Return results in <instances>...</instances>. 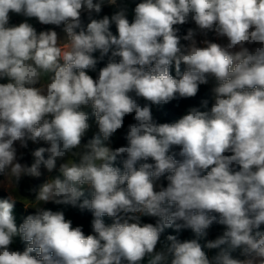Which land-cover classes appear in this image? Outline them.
Segmentation results:
<instances>
[{"label":"clouds","instance_id":"9594fccd","mask_svg":"<svg viewBox=\"0 0 264 264\" xmlns=\"http://www.w3.org/2000/svg\"><path fill=\"white\" fill-rule=\"evenodd\" d=\"M210 79L199 106L154 118ZM0 81V264H264V0H139L131 19L125 0H0ZM41 166L50 175L19 195ZM17 203L35 209L19 224ZM48 203L90 212L91 232Z\"/></svg>","mask_w":264,"mask_h":264},{"label":"trees","instance_id":"16d2710c","mask_svg":"<svg viewBox=\"0 0 264 264\" xmlns=\"http://www.w3.org/2000/svg\"><path fill=\"white\" fill-rule=\"evenodd\" d=\"M125 2L128 3L129 5V19H131V8H133L135 6V3L139 2V0H125ZM112 11L113 9L111 7H109L108 5H105L101 15L110 14ZM179 27L181 28V34H186L187 29L190 27L192 28V23H188V24H185ZM111 30L113 31L114 34H116L115 26H112ZM94 55L98 56L99 53H95ZM105 62H106V58H105V61L98 63L97 68L99 69L100 67H103ZM182 71H183V65H182ZM89 74L95 78L96 73L90 72ZM172 74L175 75L174 68L172 70ZM209 96H210V89L208 85H201L196 97L175 99L167 104L160 105V106L153 105L152 111H153L154 118H156L157 121L161 123L174 122L182 114H184L187 108L191 106H199L200 101L204 98H208ZM140 102L144 103L145 101L141 99ZM132 122L134 121L131 115L125 117L124 129L119 130L114 135V137H112L111 142H112L113 147H119L121 145L126 144L127 141L125 139V130L127 128V125ZM116 163H117V166H122L120 163V158L117 159ZM27 190H28V184L26 182V178H23L20 182L19 191L22 195L27 196L28 195ZM85 195L89 196L90 198V194L88 193L87 189L85 190ZM6 196H7L6 193L0 191V198H4ZM45 207L52 209L53 211L63 210L65 212L66 218L72 220L74 227L78 225H82L83 230L86 235L91 232L90 221L92 219V215L87 210L81 213L78 209H72L70 207L64 208L63 206H57L52 203L48 204ZM34 211L35 210L33 209L25 210L24 206L21 203H17L16 208H15V215L17 216V223L19 224L20 222H22L23 217H25L28 214L34 213ZM142 219L144 220V222H154V218L143 217ZM105 220L107 223H111V218L105 217ZM261 230H264V226H262ZM221 231H222V226L218 224H214L208 230V236L200 241L201 244H204L206 240L215 239V237ZM168 234L176 235L177 233L175 232L173 228L166 229L161 239L163 240L164 237ZM178 235H179V238L181 239L193 238V233L191 232V230H183ZM25 246L26 245L21 241L19 237L15 238L14 244L12 245L13 249H18L21 251L24 249ZM205 251L211 257L215 253L216 250L205 249Z\"/></svg>","mask_w":264,"mask_h":264},{"label":"rangeland","instance_id":"374dc122","mask_svg":"<svg viewBox=\"0 0 264 264\" xmlns=\"http://www.w3.org/2000/svg\"><path fill=\"white\" fill-rule=\"evenodd\" d=\"M10 16H11V21L10 22L12 24H13L14 21L20 23V22H22L25 19L22 16H18V15L12 14V13H10ZM29 22L32 23L34 27H37L39 25V23L34 18L30 19ZM192 28H195V24L194 23L192 25ZM37 29H38V27H37ZM58 33H60L61 35H63V33L61 31L60 32L58 31ZM204 38L205 37H203L202 35H198L197 36V40L198 41L199 40H202ZM207 38L210 39V40H212V41H214V42H217V43H221V44L226 43V40L221 39V38H217L215 36V34L212 33V32L208 33ZM0 82H6V81H0ZM214 83H215V81L210 79L209 83L207 84L208 87H209V89H211V87L214 85ZM82 110L83 111H86L87 113H89V117H90L89 124H90L91 127H90V130L87 132V134H86V136L84 138V141L86 142L87 139H90L93 136V134H95L98 131V128H97V125L95 123V118L92 115V109H91V107L90 106L84 107ZM38 147H47V145L43 141H40L38 143L29 142V146H28L27 149H20V151L24 152V154H25L24 155V160L22 162H26V163H28L30 165L33 162V157L31 156V151L32 150H35ZM40 170H41L42 175L39 178L25 177L26 178V182L28 184V189H30V188H32L34 186L35 187H38L50 175L47 172V170L43 168V166H41V169ZM54 174H56V173L55 172L52 173V175H54ZM3 179H4L3 176H0V180H3ZM164 183L166 185L167 182L164 181ZM86 189H87V187L85 186V190ZM0 191H2V192H4V193L7 194V191L3 188V186H0ZM27 193H28V195L26 197L32 198V194L28 190H27ZM18 194L19 195H22L20 193V191H19ZM22 196H24V195H22ZM48 204H50V203H48ZM48 204L42 205V206L45 207ZM28 209H33V208H28ZM33 210H35V209H33Z\"/></svg>","mask_w":264,"mask_h":264},{"label":"crops","instance_id":"0c3cea01","mask_svg":"<svg viewBox=\"0 0 264 264\" xmlns=\"http://www.w3.org/2000/svg\"><path fill=\"white\" fill-rule=\"evenodd\" d=\"M105 5H107V2H105ZM13 24H18V22L14 21ZM192 25H193V23H192ZM37 27H38V29H37ZM37 27H36L37 31H40L42 28H45V29H48V28H55V26H53V25H41V24H39ZM55 30H56L57 32H58V31H59V32L61 31L60 28H55Z\"/></svg>","mask_w":264,"mask_h":264},{"label":"built area","instance_id":"2783aa9c","mask_svg":"<svg viewBox=\"0 0 264 264\" xmlns=\"http://www.w3.org/2000/svg\"><path fill=\"white\" fill-rule=\"evenodd\" d=\"M42 30H46L45 28H42Z\"/></svg>","mask_w":264,"mask_h":264}]
</instances>
